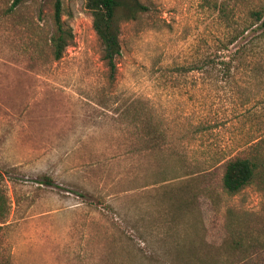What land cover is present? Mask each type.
I'll return each mask as SVG.
<instances>
[{
	"label": "rangeland",
	"instance_id": "rangeland-1",
	"mask_svg": "<svg viewBox=\"0 0 264 264\" xmlns=\"http://www.w3.org/2000/svg\"><path fill=\"white\" fill-rule=\"evenodd\" d=\"M140 1L110 81L86 0L58 60L54 0H0V264H264V176L218 161L264 169V0Z\"/></svg>",
	"mask_w": 264,
	"mask_h": 264
},
{
	"label": "trees",
	"instance_id": "trees-1",
	"mask_svg": "<svg viewBox=\"0 0 264 264\" xmlns=\"http://www.w3.org/2000/svg\"><path fill=\"white\" fill-rule=\"evenodd\" d=\"M24 1L26 0H13L11 7L14 8ZM85 5L91 13L92 27L101 43V58L107 68L108 80L114 81L117 72L116 60L121 54L120 22L135 20L149 8L140 0H86ZM258 22L264 24V5H256L247 10L241 32ZM52 25L53 30L49 37L50 54L54 60H58L74 39L71 27L62 19L61 0L53 2ZM208 64L209 60L203 61V65ZM230 64L231 61L224 63L227 69ZM145 127L152 139L158 138L157 135L154 136L156 129L150 120H147ZM218 161H223L222 186L229 194L241 190L258 173L264 176V169H260L263 163L255 156H232Z\"/></svg>",
	"mask_w": 264,
	"mask_h": 264
}]
</instances>
